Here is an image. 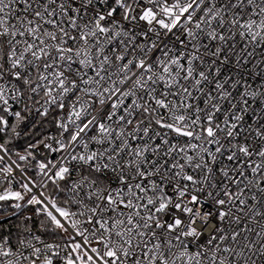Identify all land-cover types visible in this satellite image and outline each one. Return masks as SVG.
Returning a JSON list of instances; mask_svg holds the SVG:
<instances>
[{"label":"snow or ice","instance_id":"obj_1","mask_svg":"<svg viewBox=\"0 0 264 264\" xmlns=\"http://www.w3.org/2000/svg\"><path fill=\"white\" fill-rule=\"evenodd\" d=\"M0 264H264V0H0Z\"/></svg>","mask_w":264,"mask_h":264}]
</instances>
